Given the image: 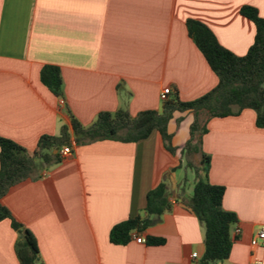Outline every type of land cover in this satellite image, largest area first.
Masks as SVG:
<instances>
[{
	"label": "crops",
	"instance_id": "1",
	"mask_svg": "<svg viewBox=\"0 0 264 264\" xmlns=\"http://www.w3.org/2000/svg\"><path fill=\"white\" fill-rule=\"evenodd\" d=\"M244 6L264 18V0H0V136L33 154L42 136L66 129L74 140L72 117L88 127L103 112H161L167 88L185 102L206 95L219 79L187 20L206 24L244 56L256 35ZM46 65L61 70L64 106L41 82ZM193 122L190 112L174 114V152L158 131L136 143L73 142L71 156L62 157V148L60 163L13 188L2 203L35 236L36 264H199L205 228L187 205L197 183L185 152ZM207 128L201 150L211 158L209 180L225 187L223 209L238 219L231 254L218 264H250L253 256L264 264V243L251 247L264 228V129L250 109L213 118ZM200 160L199 153L193 165ZM161 183L171 210L149 217L127 244H113V227L145 219L147 196ZM149 237L164 243L149 245ZM18 241L11 221H2L0 264H21Z\"/></svg>",
	"mask_w": 264,
	"mask_h": 264
},
{
	"label": "trees",
	"instance_id": "2",
	"mask_svg": "<svg viewBox=\"0 0 264 264\" xmlns=\"http://www.w3.org/2000/svg\"><path fill=\"white\" fill-rule=\"evenodd\" d=\"M240 13L256 28L254 43L244 56H238L224 47L206 24L195 19L187 20L190 38L219 79L217 87L206 95L188 102L172 95L163 102L161 112L144 111L135 117L126 110L103 112L88 127L72 117L74 140L66 129L59 136H42L33 154L16 142L0 136V223L10 220L12 228L19 234L16 249L21 264H36L39 249L35 236L2 203L13 188L27 180L41 178L44 165L60 163V150L71 148L73 142L76 145L104 140L136 143L158 131L165 147L174 152L168 126L177 112H190L194 116L191 139L185 152L197 176L193 196L187 205L205 228V254L199 264H218L229 258L234 244L231 228L238 219L233 212L223 209L225 187L211 184V158L202 152L201 147L203 136L208 132V123L213 118L238 116L250 109L256 113L257 127L264 129V18L251 6L242 7ZM40 78L56 97H64V81L59 67L44 66ZM199 153L201 160L198 165H193L192 159ZM171 208L168 190L161 183L147 196V217L117 224L110 232V241L117 245L127 244L134 231L142 232L150 225L149 217L160 216ZM163 243L162 239H147L149 245Z\"/></svg>",
	"mask_w": 264,
	"mask_h": 264
},
{
	"label": "built area",
	"instance_id": "3",
	"mask_svg": "<svg viewBox=\"0 0 264 264\" xmlns=\"http://www.w3.org/2000/svg\"><path fill=\"white\" fill-rule=\"evenodd\" d=\"M172 94V90L171 88H167L165 89L161 94H160V99L162 102H166L169 99V96ZM61 106L65 105V100L63 98H60L59 101ZM73 154V151L71 148H63L61 150V156L62 157H69ZM240 229H236L235 231V235H239L240 234ZM136 241L141 244L144 243L145 241L143 240L142 237H135ZM264 243V228H262L260 230V232L258 233V235L251 241V247L253 249H256L258 247H260L262 244ZM194 258H197V254L194 255ZM250 264H262V262L256 257L253 256L252 261L250 262Z\"/></svg>",
	"mask_w": 264,
	"mask_h": 264
},
{
	"label": "rangeland",
	"instance_id": "4",
	"mask_svg": "<svg viewBox=\"0 0 264 264\" xmlns=\"http://www.w3.org/2000/svg\"><path fill=\"white\" fill-rule=\"evenodd\" d=\"M180 123H181V121L178 122V124H180ZM180 125H181V124H180Z\"/></svg>",
	"mask_w": 264,
	"mask_h": 264
}]
</instances>
